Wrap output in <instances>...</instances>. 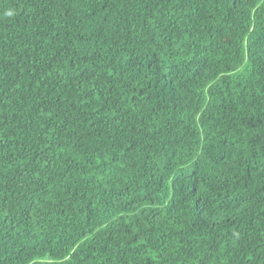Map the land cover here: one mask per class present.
<instances>
[{
    "label": "trees",
    "instance_id": "obj_1",
    "mask_svg": "<svg viewBox=\"0 0 264 264\" xmlns=\"http://www.w3.org/2000/svg\"><path fill=\"white\" fill-rule=\"evenodd\" d=\"M0 264H264V0H0Z\"/></svg>",
    "mask_w": 264,
    "mask_h": 264
}]
</instances>
